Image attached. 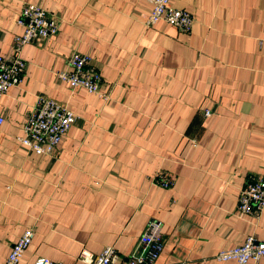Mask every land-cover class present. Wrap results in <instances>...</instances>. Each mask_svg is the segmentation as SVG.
Masks as SVG:
<instances>
[{"label": "crops", "instance_id": "obj_1", "mask_svg": "<svg viewBox=\"0 0 264 264\" xmlns=\"http://www.w3.org/2000/svg\"><path fill=\"white\" fill-rule=\"evenodd\" d=\"M24 2L61 26L24 46V79L0 100V264L31 228L19 264H87L83 250L110 244L123 264L155 230L165 245L156 264H239L214 257L264 240V212L238 208L248 176L264 174V0H171L193 14L190 33L147 27L148 0H0L3 54L24 31ZM74 50L92 56L108 100L58 79ZM39 96L78 116L52 154L18 140ZM158 171L175 185H156Z\"/></svg>", "mask_w": 264, "mask_h": 264}, {"label": "built area", "instance_id": "obj_2", "mask_svg": "<svg viewBox=\"0 0 264 264\" xmlns=\"http://www.w3.org/2000/svg\"><path fill=\"white\" fill-rule=\"evenodd\" d=\"M153 4L152 11L146 15L144 23L151 27L160 20L177 26L181 31L190 33L195 18L185 9L171 5V0H148ZM18 23L24 31L14 37L12 52H0V100L8 89L18 86L24 79L28 62L22 57V50L26 44L41 43L48 37L58 33L61 20L57 14L47 11L39 4L24 2ZM68 68L57 70L59 80L67 82L73 89L83 88L89 93L98 95L104 100L110 98V93L102 89V75L92 56L74 50L67 60ZM211 115V110L206 111ZM4 116L0 115V128L4 123ZM78 120V116L63 102L39 96L36 104L29 111L23 126V134L18 137L21 145L30 151L52 154L58 144L68 133L71 126ZM153 182L161 187L170 188L176 180L163 171L156 172ZM238 208L241 213L259 218L264 212V174H250L246 184L240 189ZM159 224L155 225L158 229ZM34 237L31 228L25 231L14 243L5 264H19ZM140 250L123 264H156L165 249L160 233L146 232L140 238ZM218 261L235 260L239 264L258 262L264 258V240L254 235L247 237L245 242L228 250H222L214 257ZM80 260L87 264H121L119 254L114 245H106L99 255L83 250ZM35 264H61L48 257L37 258Z\"/></svg>", "mask_w": 264, "mask_h": 264}]
</instances>
